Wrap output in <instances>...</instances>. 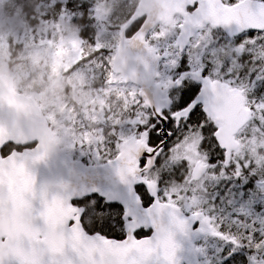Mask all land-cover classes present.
<instances>
[{
  "label": "snow or ice",
  "instance_id": "obj_1",
  "mask_svg": "<svg viewBox=\"0 0 264 264\" xmlns=\"http://www.w3.org/2000/svg\"><path fill=\"white\" fill-rule=\"evenodd\" d=\"M238 3L218 0L217 8L242 21L255 17L262 22L206 25L191 34L185 25L166 41L143 33L155 49L152 66L163 94L153 98L146 89H128L132 104L126 122L121 117V123H114L106 116L104 124L81 132V159L75 167L84 189L67 199L74 211L63 224V250L54 258L41 254L37 264H180L171 256L180 248L173 243L177 228L184 236L211 235L218 241L210 264H264V213L254 211L257 203H264V162L258 167L248 149L241 159L222 144L226 132L241 144L264 138V0L236 7ZM202 6L208 7L206 0H193L186 12L191 16ZM54 7L57 13L72 14L73 20L79 16L84 37L95 46L94 0H60ZM145 23L144 17L132 21L124 38L132 40ZM97 55L106 75L110 65L103 58L108 51L101 49ZM129 136L134 140L126 144ZM37 147L35 141L7 140L0 144V160ZM256 155L264 156V146L256 147ZM95 180L122 188L124 207L118 193L101 195ZM174 184L188 191L178 196L171 190ZM200 192L205 197L198 209L181 199L194 201ZM46 207L47 201L40 199L41 215ZM165 237L171 251L162 259L158 249ZM4 241L0 236V243ZM39 243L25 241L17 250L28 254ZM0 264L25 262L14 250L7 259L0 256Z\"/></svg>",
  "mask_w": 264,
  "mask_h": 264
},
{
  "label": "water",
  "instance_id": "obj_2",
  "mask_svg": "<svg viewBox=\"0 0 264 264\" xmlns=\"http://www.w3.org/2000/svg\"><path fill=\"white\" fill-rule=\"evenodd\" d=\"M192 2L139 0L130 19L120 28L121 40L112 62V72L120 76L122 83L132 84L139 91L141 88L146 89L153 98L163 94L159 83H155L156 72L151 59L155 49L149 48L143 33L150 32L158 24H171L177 15L181 19L179 28L187 25L185 31L188 34L206 25L216 27L226 22L259 25L262 22L255 17H244L242 21L239 15H229L228 10L217 8L218 0H206L208 7L205 9L202 6V9L190 16L186 7ZM246 3L247 0H241L236 7ZM141 17L146 18L145 28L132 40H126L125 30L132 21ZM140 45H143V49ZM7 140L19 144L35 141L38 147L32 152L14 153L8 160H0V236L5 237V241L0 243V256L7 259L8 253L15 250L25 264H37L41 254L47 253L54 258L63 250V224L70 218L71 211H74L69 210L67 199L78 194V190L82 192L85 181L80 169L75 167L76 160L60 148L57 137L48 127L34 98L16 93L13 78L0 75V144ZM133 140L128 139L125 143ZM222 144L230 152L238 148V142L231 132L225 133ZM41 156L46 157L45 162L39 161ZM196 179L193 177V181ZM92 183L101 188V195L118 193L121 207H124L122 188L106 180H95ZM40 199L48 204L43 215L40 212ZM200 236H184L177 228L173 243L179 244L180 248L179 251L171 252L172 260L179 258L180 264H195L198 250L194 241ZM29 240L40 243L28 254L22 249L17 250L18 244ZM151 251L144 250L145 253ZM170 251L166 237L162 238L159 256L167 259Z\"/></svg>",
  "mask_w": 264,
  "mask_h": 264
},
{
  "label": "rangeland",
  "instance_id": "obj_3",
  "mask_svg": "<svg viewBox=\"0 0 264 264\" xmlns=\"http://www.w3.org/2000/svg\"><path fill=\"white\" fill-rule=\"evenodd\" d=\"M138 1L94 0L96 22L91 27L95 46L86 39V49L97 53L106 49L108 56L103 59L109 63L117 29ZM57 2L60 0H0V74H9L14 78L16 91L38 102L44 117L53 123L54 132H60L61 147L80 159L81 132L104 124L106 116L114 123H121V117L126 122L130 108L127 112L125 108L132 104L126 90L137 89L122 85L110 70L105 75L100 56L89 59L83 53L84 35L78 33V20H73L67 11L57 13ZM177 24L161 25L152 34L166 41L175 35ZM250 144L255 146L249 147ZM259 146H264V138L241 144L236 155L243 159V152L248 149L257 166L261 165L264 156L256 155ZM171 190L178 196L181 190L188 191L186 186ZM200 194L194 197L195 202L187 197L181 199L198 209ZM257 210L264 213V203H257L254 211Z\"/></svg>",
  "mask_w": 264,
  "mask_h": 264
},
{
  "label": "flooded vegetation",
  "instance_id": "obj_4",
  "mask_svg": "<svg viewBox=\"0 0 264 264\" xmlns=\"http://www.w3.org/2000/svg\"><path fill=\"white\" fill-rule=\"evenodd\" d=\"M138 3H139V1H138ZM137 3V4H138ZM137 6V5H136ZM136 8V7H135ZM135 10V9H134ZM134 10L132 11V12H130V15L128 16V18H126L123 22H122V24L118 27V35L116 36V38H115V41L113 42V45H112V47H111V50H110V54H109V58H108V60H109V65H110V71H111V75H112V77H115V78H117V79H119V81H120V83L122 84V85H130V86H133V87H135L136 89H137V92L139 91V88L138 87H136V86H134V85H132V84H124V83H122V81H121V79H120V76L119 75H116V74H114L113 72H112V62H113V59H114V57H115V54H116V49H117V47H118V44H119V42H120V40H121V36H120V28L123 26V25H125L126 23H127V21L129 20V17H131L132 16V14L134 13ZM79 19H80V17H77L76 18V20H78L79 21ZM76 22V24H77V28H78V33L79 34H82L83 35V33H84V26L83 25H81L79 22ZM174 22H177L178 24H177V29L179 28V25H180V23H181V19L178 17V16H175V18L173 19V22L171 23V24H173ZM161 25H163V26H168V25H164V24H158V25H156L154 28H153V30H151L149 33H152L154 30H156L159 26H161ZM93 38V37H92ZM87 39V37H84L83 36V49H84V51H83V53L90 59V58H94V57H96L97 56V51H95V52H93V51H89V50H87L86 49V47H85V42H84V40H86ZM108 72H107V76H108ZM96 80H97V78H96ZM155 83H157V81H155ZM112 105H109L108 107H111ZM129 108H130V106H127V108H125V112H127L128 110H129ZM126 117H127V114H126ZM49 124V127L51 128V130L54 132V126L52 125L53 123L52 122H49L48 123ZM56 135H60V132H58V131H55L54 132ZM130 138H133L134 139V137H130ZM237 142H238V147H240V145H241V142L239 141V140H236ZM239 150V148H237L236 149V152ZM203 166H206V165H203ZM207 167V166H206ZM179 178V177H178ZM203 182L201 181V184H202ZM182 186H185V185H181V184H174L172 187H177V188H180V187H182ZM198 187L200 186V185H197ZM244 189H245V191L247 190V186L246 185H244ZM213 189L212 188H208V191L210 192V191H212ZM201 197H200V201L202 200V199H204V197H205V194L203 193V192H201ZM259 208V206L256 208V209H258ZM229 212H231L232 213V215H235L236 213H234V212H232V210L231 209H229L228 210ZM256 213H262V212H260V211H258L257 210V212ZM241 218H243V216H241ZM218 243V241H215V240H213L212 239V237H211V235H209V236H200V237H198L195 241H194V246H195V248L198 250V259H197V262L195 263V264H210V262H211V260L213 259V255H212V250H214L215 248H216V244ZM217 251H219V249H216Z\"/></svg>",
  "mask_w": 264,
  "mask_h": 264
},
{
  "label": "trees",
  "instance_id": "obj_5",
  "mask_svg": "<svg viewBox=\"0 0 264 264\" xmlns=\"http://www.w3.org/2000/svg\"><path fill=\"white\" fill-rule=\"evenodd\" d=\"M131 12H132V11H131ZM129 15H130V13H129ZM129 15H128V16H129ZM128 16H127L126 18H128ZM126 18H125V19H126ZM125 19H124V20H125ZM124 20H123V21H124ZM13 33H15V31H13ZM13 56H14V54H11L9 58L12 59ZM75 158H77V157H75ZM77 159H78V158H77ZM106 161H107V158L105 157L103 163L106 162ZM261 163H262V162H261ZM261 163H260V164H261ZM259 166H260V165H258V167H259ZM177 176L179 177V174H177ZM117 231L119 232L120 229H117Z\"/></svg>",
  "mask_w": 264,
  "mask_h": 264
}]
</instances>
